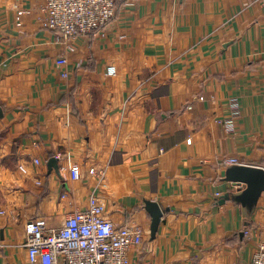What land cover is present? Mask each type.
<instances>
[{
  "label": "crops",
  "instance_id": "0c3cea01",
  "mask_svg": "<svg viewBox=\"0 0 264 264\" xmlns=\"http://www.w3.org/2000/svg\"><path fill=\"white\" fill-rule=\"evenodd\" d=\"M44 4L0 0V264H29L27 224L61 228L91 196L116 226L142 228L137 262L251 264L264 193L253 208L222 198L244 189L225 159L264 169V0H117L73 52ZM145 201L163 211L154 240Z\"/></svg>",
  "mask_w": 264,
  "mask_h": 264
},
{
  "label": "built area",
  "instance_id": "2783aa9c",
  "mask_svg": "<svg viewBox=\"0 0 264 264\" xmlns=\"http://www.w3.org/2000/svg\"><path fill=\"white\" fill-rule=\"evenodd\" d=\"M117 0H45L43 7L44 27L62 36L66 49L73 52L78 37L89 36L104 29L115 17ZM61 76L69 78V59L62 56L56 61ZM109 76L116 70L110 67ZM237 115L236 102L231 103ZM233 130L231 121L225 122ZM227 166H241V161L230 157ZM69 173L74 180L81 178L80 171L72 167ZM95 174V170L90 171ZM104 178V171L98 172ZM106 207L96 196L89 198L82 210L69 214L63 227L46 229L42 221L27 224L25 247L29 264H154L152 261L137 262L133 252L142 250L144 231L136 226H116L105 216ZM152 252V251H150ZM140 253V252H139ZM251 264H264V244L257 247Z\"/></svg>",
  "mask_w": 264,
  "mask_h": 264
},
{
  "label": "water",
  "instance_id": "95a60500",
  "mask_svg": "<svg viewBox=\"0 0 264 264\" xmlns=\"http://www.w3.org/2000/svg\"><path fill=\"white\" fill-rule=\"evenodd\" d=\"M2 117L3 112L0 108V118ZM48 165L51 171L55 169L56 172H59L58 163L55 159H51ZM225 180L244 186V189L239 195H225L222 198L223 204L225 200L233 198L241 206L253 208L264 193V169L262 167L248 165L230 166L225 172ZM145 209L151 217L150 233L151 240H154L159 230L163 211L157 203L152 201H145Z\"/></svg>",
  "mask_w": 264,
  "mask_h": 264
},
{
  "label": "clouds",
  "instance_id": "9594fccd",
  "mask_svg": "<svg viewBox=\"0 0 264 264\" xmlns=\"http://www.w3.org/2000/svg\"><path fill=\"white\" fill-rule=\"evenodd\" d=\"M18 174L21 176H29L31 174V168L25 162H20L18 164Z\"/></svg>",
  "mask_w": 264,
  "mask_h": 264
}]
</instances>
